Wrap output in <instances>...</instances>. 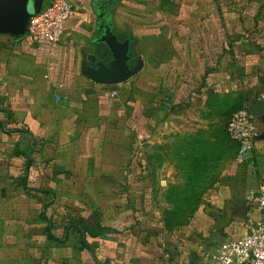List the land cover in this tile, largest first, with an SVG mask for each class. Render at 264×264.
Instances as JSON below:
<instances>
[{
	"label": "crops",
	"instance_id": "1",
	"mask_svg": "<svg viewBox=\"0 0 264 264\" xmlns=\"http://www.w3.org/2000/svg\"><path fill=\"white\" fill-rule=\"evenodd\" d=\"M229 4L72 0L57 45L0 33V264H213L262 218L249 199L264 187L261 138L193 226L169 233L139 211L133 126L153 112L160 131L190 136L247 107L264 134V46ZM122 46L133 75L98 83Z\"/></svg>",
	"mask_w": 264,
	"mask_h": 264
},
{
	"label": "rangeland",
	"instance_id": "2",
	"mask_svg": "<svg viewBox=\"0 0 264 264\" xmlns=\"http://www.w3.org/2000/svg\"><path fill=\"white\" fill-rule=\"evenodd\" d=\"M220 1L230 2L227 10L229 6L233 12L242 9L245 38L252 37L253 43L264 46V0ZM229 120L230 117L213 118L190 136L157 129L161 117L154 112L149 127L145 123L133 126V172L137 180L145 182L142 186L147 192L139 209L143 222L161 226L169 233L193 226L209 193L225 183L237 165L236 145L227 131ZM188 139L194 141L191 168L187 149L177 150Z\"/></svg>",
	"mask_w": 264,
	"mask_h": 264
},
{
	"label": "built area",
	"instance_id": "3",
	"mask_svg": "<svg viewBox=\"0 0 264 264\" xmlns=\"http://www.w3.org/2000/svg\"><path fill=\"white\" fill-rule=\"evenodd\" d=\"M72 15V0H50L40 12L30 18L25 35L32 44L57 45L62 40ZM227 131L230 138L238 144L236 163L245 164L260 138V130L249 108H240L232 114ZM249 199L255 203L262 218L249 222L248 232L243 239L217 246L213 264H264V187L258 192H252Z\"/></svg>",
	"mask_w": 264,
	"mask_h": 264
},
{
	"label": "water",
	"instance_id": "4",
	"mask_svg": "<svg viewBox=\"0 0 264 264\" xmlns=\"http://www.w3.org/2000/svg\"><path fill=\"white\" fill-rule=\"evenodd\" d=\"M41 9H36L31 0H0V33L13 36L25 35L30 18ZM126 50V46L114 50V64L102 68L95 74L98 83L118 85L126 82L133 75L134 72L127 66ZM260 138L264 139V134Z\"/></svg>",
	"mask_w": 264,
	"mask_h": 264
},
{
	"label": "trees",
	"instance_id": "5",
	"mask_svg": "<svg viewBox=\"0 0 264 264\" xmlns=\"http://www.w3.org/2000/svg\"><path fill=\"white\" fill-rule=\"evenodd\" d=\"M229 135V134H228ZM229 138H230V136H229ZM192 140H194V138H191ZM231 139V138H230ZM232 140V139H231ZM232 142L236 145V154H237V152H238V144L237 143H235L233 140H232ZM183 144V142L178 146V148H177V150H182V149H184V147L187 149V152H188V156H191V160H190V158L188 157L187 158V163H188V168H191V167H193L192 166V155H190V150L192 149L191 147H193V144H194V141L192 142L190 139H188V141L187 142H185V144L184 145H182ZM178 156H179V154H178ZM184 160V159H183ZM186 161V160H185ZM71 227H73V228H75L76 230H78L80 233H83V232H85V233H89V234H94V232L92 231V230H90V229H88V228H86V227H83V225H82V222L80 221V220H76V221H73L72 223H71Z\"/></svg>",
	"mask_w": 264,
	"mask_h": 264
}]
</instances>
